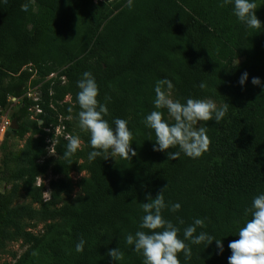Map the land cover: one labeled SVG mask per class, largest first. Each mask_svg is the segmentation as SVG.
Listing matches in <instances>:
<instances>
[{
	"label": "trees",
	"instance_id": "obj_1",
	"mask_svg": "<svg viewBox=\"0 0 264 264\" xmlns=\"http://www.w3.org/2000/svg\"><path fill=\"white\" fill-rule=\"evenodd\" d=\"M25 2L0 0V108L12 106L10 99L22 95L18 88L34 73L31 83L39 86L40 97L31 104L40 112L29 124L33 133L25 151L16 158L26 159L27 166L11 171L5 163L2 170L7 181L21 183L1 202L0 245L3 228L22 214L8 210L19 189L47 207L79 185L83 195L75 204L44 212L53 221L42 236L26 234L29 248L17 264H143L125 237L149 231L139 227L141 203L147 202V193L155 198L168 185L166 204L181 208L175 213L165 208L162 215L180 228L179 238L201 218L205 226L197 234L207 232L224 245L220 253L215 241L208 246L186 241L193 255L186 261L179 253L181 264H228V244L239 239V228L251 218L245 209L264 194V9L258 0L260 29L239 22L233 4L219 7L222 0H133L131 9L127 0H30L24 12ZM29 64L32 71L24 69ZM86 71L95 77L98 100L107 103L104 118L113 127L116 118L128 122L137 152L132 159L89 160L94 149L87 131L86 151L78 150L72 164L63 158L70 117L80 111L77 82ZM244 72L248 80L241 85ZM253 77L260 78V86L252 84ZM160 79L172 81V93L182 103L187 98L228 103L222 121L201 122L210 145L198 158L181 153L168 160L167 152L153 150L155 134L144 121L155 110ZM202 82L206 89L199 88ZM106 96L111 99L105 101ZM161 111L171 123L167 110ZM61 127L63 133L56 135ZM54 137L56 155L49 156ZM49 170L62 178L50 182L51 199L44 203L45 185L36 183ZM75 171L88 176L75 183ZM81 238L84 251L77 252ZM118 247L124 253L120 262L107 255Z\"/></svg>",
	"mask_w": 264,
	"mask_h": 264
},
{
	"label": "clouds",
	"instance_id": "obj_2",
	"mask_svg": "<svg viewBox=\"0 0 264 264\" xmlns=\"http://www.w3.org/2000/svg\"><path fill=\"white\" fill-rule=\"evenodd\" d=\"M7 2L8 0H4V3ZM230 4L234 5V15L239 22L248 28H261V21L255 11L258 6L254 0H222L219 7L223 8ZM29 6L30 0L21 4V10L27 12ZM125 6L131 9L133 0H127ZM247 80L248 73L244 72L239 83L244 85ZM251 82L253 85H261V80L258 77H253ZM77 87L80 90L77 93L80 107L79 127L90 133V144L94 149L89 153V160H95L97 157L108 159L117 156L123 159H132L136 156L137 152L131 146L133 134L128 127V122L116 118L113 121V127L104 118L109 114V109L107 103H101L98 100L99 88L93 74L88 71L84 72L82 78L77 82ZM173 88L171 80H157L153 101L155 110L146 116L144 123L154 131V151L167 152L168 160L179 159L181 153L195 159L206 152L210 145L208 129L198 126V122L214 119L219 123L228 113V103L218 107L210 98H187L186 102L182 103L180 100L172 98ZM199 88L206 89V83H200ZM110 99L109 96L105 97V101ZM162 109L167 110L171 123L165 119ZM65 139L68 143L63 152V158L72 164L71 158L80 149L81 139L74 135H67ZM55 143L54 137L51 147L48 149L50 155H56ZM170 149L178 150L169 151ZM81 176H83L82 172ZM167 188L168 185L164 186L155 198L151 193L146 194L147 202L141 203L144 215L141 217L139 227L149 231L138 230L135 235L127 234L126 244L134 245V251L143 256V264H181L178 258L179 253H183L185 260L190 261L193 255L190 244L208 246L215 241L217 248L222 253L224 249L222 239H217L204 231L197 234V229L205 226L204 219H194L193 223L184 229V238H179L180 228L162 215L165 208H169L174 213L181 208L179 203L166 204L164 193ZM249 213L251 218L246 220L244 226L238 230L239 239L228 244L231 250L228 264H264V194L253 198L251 207L245 209V215L247 216ZM178 221L179 224L185 223L182 218H178ZM85 243L86 241L81 238L76 244L75 250L83 252ZM107 255L114 261L124 260V253L119 247L109 249Z\"/></svg>",
	"mask_w": 264,
	"mask_h": 264
},
{
	"label": "rangeland",
	"instance_id": "obj_3",
	"mask_svg": "<svg viewBox=\"0 0 264 264\" xmlns=\"http://www.w3.org/2000/svg\"><path fill=\"white\" fill-rule=\"evenodd\" d=\"M258 5L260 8L264 9V0H258ZM24 69H28L29 71L33 70L30 64L25 66ZM34 76L35 74L33 73L30 80L18 88V91L21 92L22 95L10 99L12 106L10 105L7 110H0V205L4 197L10 194L14 184L21 183L18 181L9 182L6 180L8 174L4 175L2 172V170H4V164L7 163L11 171H16L21 167L27 166L26 159L16 160V158L25 151L27 141L33 133L29 124L37 119V115L40 112L36 106L31 104V101H37L40 97L39 86L34 87L31 83ZM56 76L57 74H54L49 78ZM172 98L178 100L175 93H172ZM214 102L218 107L222 105L216 100H214ZM13 119L16 120L18 128L12 131L10 130V126ZM70 123L71 132L69 135L80 137L81 147L78 150L85 152L86 145L83 141V136L86 135V131L79 127L78 116L70 117ZM198 126H201V122H198ZM55 133L56 135L63 133V128H57ZM118 157L119 156L116 158L110 157V159L111 161H115ZM82 173L83 176H81V172L78 171L71 173V177L75 183H78L81 177L88 176L86 171ZM59 178H62V176L54 175V173L49 170L45 176L37 179V186L41 184L45 185V191L43 192L44 203L49 202L51 199L50 182ZM82 195L83 191L81 187L76 185L72 193L63 194L61 196L57 205L49 204L47 207H44L42 204L35 202L33 198L28 196L23 190L19 189L8 206V210L13 211L20 209L22 214L16 217L14 222L3 228L6 236L3 238L0 245V264H17L19 262L20 258L29 248V244H27L25 240L27 233L36 236H42L44 234L47 225L53 221L44 217L45 211L58 210L64 205L75 204L77 198ZM2 216L3 213L0 208V221Z\"/></svg>",
	"mask_w": 264,
	"mask_h": 264
},
{
	"label": "water",
	"instance_id": "obj_4",
	"mask_svg": "<svg viewBox=\"0 0 264 264\" xmlns=\"http://www.w3.org/2000/svg\"><path fill=\"white\" fill-rule=\"evenodd\" d=\"M9 106H10V104H7L6 106H5V108H0V110H3V109H8L9 108ZM11 116H12V113H11ZM42 123V122H41ZM40 123V124H41ZM18 127H17V125H16V120L15 119H13L12 120V124H11V126H10V130H16Z\"/></svg>",
	"mask_w": 264,
	"mask_h": 264
}]
</instances>
